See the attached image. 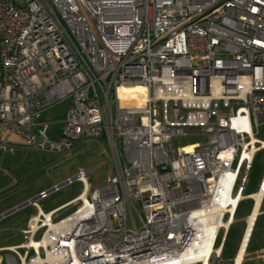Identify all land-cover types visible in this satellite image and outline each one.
Segmentation results:
<instances>
[{"label":"built area","instance_id":"obj_1","mask_svg":"<svg viewBox=\"0 0 264 264\" xmlns=\"http://www.w3.org/2000/svg\"><path fill=\"white\" fill-rule=\"evenodd\" d=\"M130 85L143 105L123 104ZM64 100L52 140L36 121ZM262 121L264 0H0V129L18 139L0 147L69 153L105 138L116 166L99 186L80 169L1 215L35 209L0 264H218Z\"/></svg>","mask_w":264,"mask_h":264},{"label":"rangeland","instance_id":"obj_2","mask_svg":"<svg viewBox=\"0 0 264 264\" xmlns=\"http://www.w3.org/2000/svg\"><path fill=\"white\" fill-rule=\"evenodd\" d=\"M68 103V100H64L46 109L36 121V130L44 131L50 139L57 140V131L62 126ZM257 137L264 141V121L260 122L258 126ZM200 139V136H190L183 139L181 143H190ZM177 143L178 140L176 139L175 144ZM117 145L120 158L124 160L120 139H118ZM80 169L91 170L88 173L91 187L103 184L116 173L113 154L105 138L79 140L73 144L69 153L43 151L24 146L13 151L7 150L0 163V174L3 175L2 187L7 186L0 192V215L35 196L39 191L48 189L53 184L60 183L67 177L73 176ZM261 175L264 176V150L259 151L256 155L244 195L257 190ZM80 191L81 185L74 183L51 194L39 204L44 212H48L71 200ZM251 203L250 200L243 201L236 218L246 217L250 212ZM73 208L69 207L61 211L60 217L71 213ZM262 209H264V206H262ZM34 213L35 209L33 207L25 206L1 217L0 246L19 244L22 241L19 230L25 227L27 219ZM262 222H264V217H260L252 241L260 235L259 230ZM243 229L244 223L242 221H237L231 225L225 245L228 254H233ZM221 257L218 264H223Z\"/></svg>","mask_w":264,"mask_h":264},{"label":"crops","instance_id":"obj_3","mask_svg":"<svg viewBox=\"0 0 264 264\" xmlns=\"http://www.w3.org/2000/svg\"><path fill=\"white\" fill-rule=\"evenodd\" d=\"M5 138H7L8 140L13 141V142H16L18 140L16 136L8 135L2 129H0V144ZM13 142H10L8 144V146L5 148L0 147V163H1L2 158L5 156L7 150L13 151L16 148L21 147V145L13 143ZM2 176L0 174V192L3 190V188L7 187V186L2 187V184H3V181H2L3 177ZM261 178H262V175H261ZM261 178H260L259 182L261 181ZM258 185H259V183H258ZM257 190H258V186H257ZM257 190L254 192H250L248 194H245V195H248V198L245 199L244 201L250 200L252 202L251 203V209H250L249 214L246 217L236 218L235 223L237 221H242L244 223V229H243L242 234L240 235L238 244H237L232 255L228 254V252L226 251V248H225V245L227 243V239L229 236V231H228L226 240H225V242H224V244L220 250V253L222 255L221 259H222L223 264H229L230 260L237 259L240 255H241V259H240L238 264H264V222H262V225H260V230H259L260 235L256 239H254V241H252L253 233H254V230L257 226V223L259 222L260 217H264V209H262V206H264V197H261L259 200L258 208L256 209L255 219H254L251 226H250V223L248 221L249 217L251 216L252 212L255 210V207H256L255 206L256 202H255L254 198L251 197V195H253L255 192H257ZM242 202H241V204H242ZM241 204H240V206H241ZM240 206H239V208H240ZM10 210H8V211H10ZM238 211H239V209H238ZM7 212H5V213H7ZM249 227H251L250 233H249L248 239H246L245 237H246V234L248 232ZM9 246H11V245L0 246V248L9 247ZM0 255H1V252H0Z\"/></svg>","mask_w":264,"mask_h":264},{"label":"bare ground","instance_id":"obj_4","mask_svg":"<svg viewBox=\"0 0 264 264\" xmlns=\"http://www.w3.org/2000/svg\"><path fill=\"white\" fill-rule=\"evenodd\" d=\"M119 94L120 97L123 101L124 105H134V106H141L144 104V98L146 96V90L145 87H143L142 85H130V86H125L123 88H120L119 90ZM190 149V146L187 147V150ZM262 193H264V191H259V192H255L253 195H251L252 198H254L256 204H255V210L252 212L251 216L249 217V223L250 226L252 225L254 219H255V215H256V209L258 208V204H259V200L262 196ZM250 228L248 229V232L246 234V239H248L249 233H250ZM245 239V240H246ZM221 248H219L217 250V252L219 254L220 253ZM241 259V255L235 259V263L234 264H238L239 261Z\"/></svg>","mask_w":264,"mask_h":264},{"label":"water","instance_id":"obj_5","mask_svg":"<svg viewBox=\"0 0 264 264\" xmlns=\"http://www.w3.org/2000/svg\"><path fill=\"white\" fill-rule=\"evenodd\" d=\"M234 263H235V259L229 261V264H234Z\"/></svg>","mask_w":264,"mask_h":264}]
</instances>
